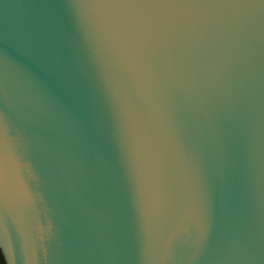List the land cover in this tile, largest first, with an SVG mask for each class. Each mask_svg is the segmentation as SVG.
Returning a JSON list of instances; mask_svg holds the SVG:
<instances>
[{
  "label": "water",
  "instance_id": "95a60500",
  "mask_svg": "<svg viewBox=\"0 0 264 264\" xmlns=\"http://www.w3.org/2000/svg\"><path fill=\"white\" fill-rule=\"evenodd\" d=\"M6 264H264V0H0Z\"/></svg>",
  "mask_w": 264,
  "mask_h": 264
},
{
  "label": "trees",
  "instance_id": "16d2710c",
  "mask_svg": "<svg viewBox=\"0 0 264 264\" xmlns=\"http://www.w3.org/2000/svg\"><path fill=\"white\" fill-rule=\"evenodd\" d=\"M0 264H6L5 260H4V257H3V254L1 252V249H0Z\"/></svg>",
  "mask_w": 264,
  "mask_h": 264
}]
</instances>
